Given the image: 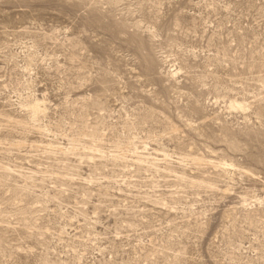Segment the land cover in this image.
<instances>
[{
  "label": "rangeland",
  "instance_id": "1",
  "mask_svg": "<svg viewBox=\"0 0 264 264\" xmlns=\"http://www.w3.org/2000/svg\"><path fill=\"white\" fill-rule=\"evenodd\" d=\"M0 264H264V0H0Z\"/></svg>",
  "mask_w": 264,
  "mask_h": 264
},
{
  "label": "bare ground",
  "instance_id": "2",
  "mask_svg": "<svg viewBox=\"0 0 264 264\" xmlns=\"http://www.w3.org/2000/svg\"><path fill=\"white\" fill-rule=\"evenodd\" d=\"M37 104H35L33 107H32V118L34 117V118H36L39 114H40V112H41V108H42V106L38 103V102H36Z\"/></svg>",
  "mask_w": 264,
  "mask_h": 264
}]
</instances>
